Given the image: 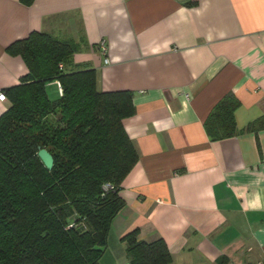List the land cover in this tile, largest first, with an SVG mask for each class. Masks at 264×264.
<instances>
[{
	"label": "crops",
	"instance_id": "crops-1",
	"mask_svg": "<svg viewBox=\"0 0 264 264\" xmlns=\"http://www.w3.org/2000/svg\"><path fill=\"white\" fill-rule=\"evenodd\" d=\"M32 32L72 42L65 69H93L98 91L133 94L122 124L138 161L99 264H128L134 229L162 239L170 264L264 260V0H0L1 92L28 73L5 49ZM228 93L237 129L254 130L211 141L204 121Z\"/></svg>",
	"mask_w": 264,
	"mask_h": 264
},
{
	"label": "trees",
	"instance_id": "trees-1",
	"mask_svg": "<svg viewBox=\"0 0 264 264\" xmlns=\"http://www.w3.org/2000/svg\"><path fill=\"white\" fill-rule=\"evenodd\" d=\"M76 50L42 32L5 49L28 73L2 91L11 106L0 116V264H99L103 250L94 247H105L124 208L120 185L138 161L122 124L134 114L133 94L98 91L93 69H65ZM53 81L61 87L54 100L46 90ZM239 106L228 93L213 107L203 124L211 141L254 130L237 129ZM38 148L52 156L51 170ZM105 184L114 190L104 191ZM138 234L121 237L128 264L171 263L162 239L146 242Z\"/></svg>",
	"mask_w": 264,
	"mask_h": 264
},
{
	"label": "water",
	"instance_id": "water-1",
	"mask_svg": "<svg viewBox=\"0 0 264 264\" xmlns=\"http://www.w3.org/2000/svg\"><path fill=\"white\" fill-rule=\"evenodd\" d=\"M37 156L39 157V159L41 160V162L43 163V165L48 170H51L52 169V167H53V158H52V156L50 155V153L46 149H44V148H38ZM94 250L102 251L103 248L94 247Z\"/></svg>",
	"mask_w": 264,
	"mask_h": 264
},
{
	"label": "built area",
	"instance_id": "built-area-1",
	"mask_svg": "<svg viewBox=\"0 0 264 264\" xmlns=\"http://www.w3.org/2000/svg\"><path fill=\"white\" fill-rule=\"evenodd\" d=\"M100 49H101V51L103 53H105V47H104V44L103 43H101ZM107 62H108V60L106 59L105 60V63H107ZM59 67H62V66H59ZM56 83H57L58 90L61 92V87H60L59 83L58 82H56ZM5 98L6 97H5L4 93H2L0 91V100H4ZM103 189H104V191H109V190H114V187L112 185H110V184H105L103 186ZM231 264H234V263H231ZM255 264H264V260L263 261L256 262Z\"/></svg>",
	"mask_w": 264,
	"mask_h": 264
},
{
	"label": "rangeland",
	"instance_id": "rangeland-1",
	"mask_svg": "<svg viewBox=\"0 0 264 264\" xmlns=\"http://www.w3.org/2000/svg\"><path fill=\"white\" fill-rule=\"evenodd\" d=\"M50 89H51V88H50ZM50 89H49V90H50ZM50 91H51V90H50ZM51 92H52V91H51ZM48 93H49V92H48ZM49 98L52 99V100H54V97H53L52 94H49Z\"/></svg>",
	"mask_w": 264,
	"mask_h": 264
}]
</instances>
